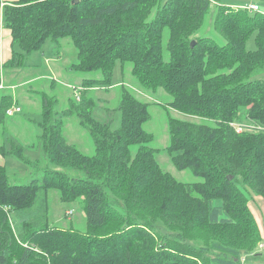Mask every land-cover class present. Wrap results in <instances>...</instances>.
Returning a JSON list of instances; mask_svg holds the SVG:
<instances>
[{"label":"trees","instance_id":"trees-1","mask_svg":"<svg viewBox=\"0 0 264 264\" xmlns=\"http://www.w3.org/2000/svg\"><path fill=\"white\" fill-rule=\"evenodd\" d=\"M213 4L224 44L195 36ZM2 24L11 48L2 68L23 67L47 39L69 38L76 48L70 69L100 77L83 78L77 102L61 111L56 96L39 92L36 139L47 163L85 177L46 167L41 180L12 184L0 165V264H241L244 254L256 255L262 234L249 194L264 198L263 12L215 0H14L2 6ZM116 62L130 65L143 91L162 88L169 107L201 119L168 117L165 148L177 170L199 180L181 182L162 169L143 127L149 104L130 88L122 84L117 129L93 118L88 91L112 85ZM10 106L11 95H1L0 126ZM72 116L88 130L91 155L64 137ZM27 148L8 137L0 154L39 165ZM50 190L62 203L80 204L85 229L24 220L17 232L10 213Z\"/></svg>","mask_w":264,"mask_h":264},{"label":"rangeland","instance_id":"rangeland-1","mask_svg":"<svg viewBox=\"0 0 264 264\" xmlns=\"http://www.w3.org/2000/svg\"><path fill=\"white\" fill-rule=\"evenodd\" d=\"M219 3H233L235 6L245 7L248 4H256L259 11L264 13V0H215ZM216 11V5L210 7L206 15L202 28L196 32L195 36H205L215 39L219 44H224V39L215 31L213 18ZM256 32L250 34L246 40V49L254 50ZM18 50L17 47H15ZM60 55V58L58 57ZM76 61V48L69 38H63L59 43L47 39L39 51L33 52L25 61L23 67H4L1 72L4 78V85H16L0 90V96L11 94L13 91L19 97L22 105V111L16 112L13 116L7 117L5 121V132L2 137V128L0 126V145L6 139L12 138L23 145H31L32 148L25 150L31 160L38 159L40 164L34 167L26 165L13 156L4 157V163L8 170L10 182L12 184L24 185L32 180H41L43 169L48 167L53 170H59L66 173L72 179L84 178L85 174L70 168L58 167L47 163L40 143L36 136L39 128L36 124L41 120V97L39 92H45L56 96V110L69 106L71 101L77 102L75 91L81 87L83 78L100 77L97 72L78 73L70 69L72 63ZM52 65L51 74L48 78L40 77L39 80L25 83V80L34 76L47 73L45 63ZM130 65L122 70L119 62L115 63L111 76V86L89 90L88 95L94 97L96 105L92 111V116L100 122L109 121L111 129H117L120 126V111L117 106L120 101L122 84L130 88L136 96L147 102L149 119L143 124L144 129L153 134V141L150 147L155 149L156 160L164 171L171 173L181 182H193L199 180L189 170H177L171 163L166 147L168 145V117H174L191 122H200L201 119L196 116L183 114L168 106L171 96L162 88L156 92L143 91L130 73ZM54 79V86L50 82ZM24 97L28 101L23 100ZM64 137L69 143L76 145L83 153L91 155L93 153L92 139L88 130L80 125L76 116L65 118ZM249 207L261 228L262 241L260 247L256 248L255 254H244L241 258V264H264V198L249 194ZM71 210L72 214L67 212ZM10 220L17 232L21 230V222L31 221L34 225L46 223L50 226L62 228L73 227L78 230L85 229V218L81 206L77 202L62 203L58 192L50 190L47 193L40 191L35 205L26 210L13 211L10 213ZM38 219H41L38 221Z\"/></svg>","mask_w":264,"mask_h":264},{"label":"crops","instance_id":"crops-1","mask_svg":"<svg viewBox=\"0 0 264 264\" xmlns=\"http://www.w3.org/2000/svg\"><path fill=\"white\" fill-rule=\"evenodd\" d=\"M13 1L14 0H0V76H1L0 77V90L8 88L9 86L10 87H14L15 86V88H16V85H9V86H5L4 85V78H3V74L1 72V68H2L1 65L5 61H7L10 58V55H11L10 40H9L8 34L3 29V24H2V6L5 3H9V2H13ZM224 4L225 5H229V6H233V7H237V6L233 5V3H231V4L230 3H224ZM258 11H259V7H258ZM58 57L60 58V55H58ZM45 65H46L45 68L47 70V73H44L43 75L34 76L32 78H28V79L25 80V83L28 84L30 82L37 81L42 76H44L43 78H48L47 76H49V75H47V74H51L52 65H50L49 68H48V65L46 63H45ZM40 79H42V78H40ZM50 83H52V84H50L51 87L54 86V79H52V81ZM9 95H11V97H12V106L13 105L19 106L20 107V111L19 112H21L22 111V105L19 102V97L15 94L14 91L11 94H9ZM23 100H25V101L27 100L28 101V99L26 97H24ZM13 115H11V116H13ZM40 115H41V111H40ZM11 116L7 115L6 118L7 117H11ZM4 132H5V124H4L3 128H2V137H3V133ZM4 161H5L4 157L0 154V165H5ZM260 231H261V228H260ZM262 238H263V236H262Z\"/></svg>","mask_w":264,"mask_h":264},{"label":"built area","instance_id":"built-area-1","mask_svg":"<svg viewBox=\"0 0 264 264\" xmlns=\"http://www.w3.org/2000/svg\"><path fill=\"white\" fill-rule=\"evenodd\" d=\"M244 8L246 9H249L251 11H258V6L256 4H248L246 5ZM76 98L78 99V97L76 96ZM20 111V107L19 106H16V105H13V106H10L9 108L6 109V115H13L15 114L16 112H19ZM231 125H233L236 129V131H240L242 129V126L237 124V123H232ZM68 215H71L72 214V211L69 210L67 212ZM261 245L259 244V247Z\"/></svg>","mask_w":264,"mask_h":264},{"label":"water","instance_id":"water-1","mask_svg":"<svg viewBox=\"0 0 264 264\" xmlns=\"http://www.w3.org/2000/svg\"><path fill=\"white\" fill-rule=\"evenodd\" d=\"M76 1H77V0H75V2H76ZM193 44H194V42L192 41V42H191V46H192ZM229 178H231V177H229Z\"/></svg>","mask_w":264,"mask_h":264},{"label":"bare ground","instance_id":"bare-ground-1","mask_svg":"<svg viewBox=\"0 0 264 264\" xmlns=\"http://www.w3.org/2000/svg\"><path fill=\"white\" fill-rule=\"evenodd\" d=\"M259 6V5H258ZM242 8V7H241ZM245 9V8H244ZM251 125V124H250ZM262 128V127H261ZM237 132V131H236Z\"/></svg>","mask_w":264,"mask_h":264}]
</instances>
